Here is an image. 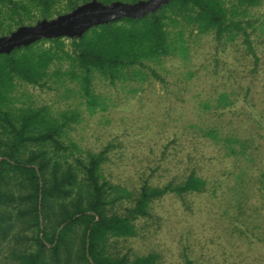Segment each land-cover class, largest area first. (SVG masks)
<instances>
[{"label": "trees", "instance_id": "obj_1", "mask_svg": "<svg viewBox=\"0 0 264 264\" xmlns=\"http://www.w3.org/2000/svg\"><path fill=\"white\" fill-rule=\"evenodd\" d=\"M87 1L0 0V36ZM263 2L169 0L142 17L94 25L80 37H44L0 53V253L12 264H157V253L130 255L116 243L138 235V221L152 215L156 200L202 192L206 179L193 170L164 184L147 178L129 189L115 183L104 174L108 148L83 151L71 138L76 110L55 112L23 100L18 87L70 91L75 83L94 106L97 76L112 84L159 76L153 65L183 54L187 31L211 34L223 44L242 39L256 59L250 10ZM205 133L219 137L217 128ZM227 140L245 146L240 138Z\"/></svg>", "mask_w": 264, "mask_h": 264}, {"label": "rangeland", "instance_id": "obj_2", "mask_svg": "<svg viewBox=\"0 0 264 264\" xmlns=\"http://www.w3.org/2000/svg\"><path fill=\"white\" fill-rule=\"evenodd\" d=\"M250 13L257 61L242 39L187 31L186 51L153 65L159 76L115 84L97 76L94 106L75 83L70 91L19 85L23 100L78 112L70 136L83 151L108 148L111 181L133 189L193 170L206 179L202 192L156 200L138 235L116 243L122 252H155L157 264H264V2ZM0 264H12L3 252Z\"/></svg>", "mask_w": 264, "mask_h": 264}, {"label": "water", "instance_id": "obj_3", "mask_svg": "<svg viewBox=\"0 0 264 264\" xmlns=\"http://www.w3.org/2000/svg\"><path fill=\"white\" fill-rule=\"evenodd\" d=\"M168 1L115 0L106 4L99 0H90L71 11L41 19L34 24L20 25L11 33L1 35L0 53H9L18 46L29 45L44 37H80L94 25L108 23L121 17H142L149 12H155Z\"/></svg>", "mask_w": 264, "mask_h": 264}]
</instances>
